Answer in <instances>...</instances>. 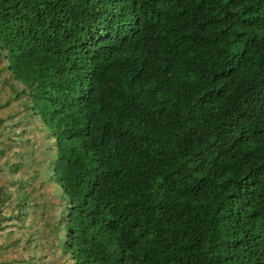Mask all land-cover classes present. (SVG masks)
Segmentation results:
<instances>
[{"label": "trees", "instance_id": "obj_1", "mask_svg": "<svg viewBox=\"0 0 264 264\" xmlns=\"http://www.w3.org/2000/svg\"><path fill=\"white\" fill-rule=\"evenodd\" d=\"M0 56L62 207L14 264H264V0H0Z\"/></svg>", "mask_w": 264, "mask_h": 264}, {"label": "crops", "instance_id": "obj_2", "mask_svg": "<svg viewBox=\"0 0 264 264\" xmlns=\"http://www.w3.org/2000/svg\"><path fill=\"white\" fill-rule=\"evenodd\" d=\"M15 86L16 83L8 75V70L5 66V60L0 56L1 132H6L8 128L11 129L12 124L16 121L13 115H19L17 113L19 106L16 104L19 98L16 97L15 92L13 91ZM19 122H21L22 124L23 120H19ZM7 156H5L4 153L0 154V197H2L1 200L3 201V207L0 213V261L3 264H14L17 260L26 258L30 254H32L33 257L42 260L49 259V256L44 255L43 253L38 251H35L34 253L31 251H26L27 253H23L21 250L20 254L22 255H18L16 254L17 251L15 252L13 251L14 248H11L12 246L17 244H19L21 247L23 242L25 241V239L23 240V236L19 237L16 234V231L21 226V224H24L26 222L28 224V227L31 223L32 226H35L37 225L36 220L39 218H41L43 222L49 217L52 218L54 214V204L49 203V205H47L44 204L45 202H42L40 200V189H37L35 184L33 183L35 182L36 184H38L37 179L33 181L31 180V178H28V175L24 174L26 173L25 170L21 168L15 169V165L17 163L16 160H18V158L16 159L10 157V159H6ZM20 174L21 176L19 177L18 175ZM42 184H44V186L49 185L52 192L53 186L48 180H44ZM23 190L27 191L28 196L24 202H21L20 197ZM33 191L36 193L35 196L31 195V193H34ZM31 197H33L35 200L32 199V203L29 204V200L31 199ZM56 197H58V194ZM50 206L51 209H49ZM45 212H48V214H46ZM32 213L34 214L31 215ZM23 217L26 219L23 220ZM46 223L47 222L45 221L42 224V229L45 231H47ZM29 235L31 236V232H29ZM44 235L40 239H38L39 236H36L35 234L34 237H31L37 238L36 240L40 241L41 239H45ZM46 253L48 252L46 251Z\"/></svg>", "mask_w": 264, "mask_h": 264}, {"label": "rangeland", "instance_id": "obj_3", "mask_svg": "<svg viewBox=\"0 0 264 264\" xmlns=\"http://www.w3.org/2000/svg\"><path fill=\"white\" fill-rule=\"evenodd\" d=\"M35 141H37L36 139H32L31 140V142H30V144L28 145L29 146V148L28 149H30V147H32V145L35 143ZM28 152H30V150H27L26 151V153H28ZM32 167V165L31 164H29V165H27V164H24V165H22L20 168L21 169H23V170H25L26 171V173H24V174H27V173H30L31 172V168ZM33 180V179H32ZM34 181V180H33ZM34 184H35V186H36V188L37 189H40L39 190V198H40V200L42 201V202H45L44 204H47V205H49V203H51V204H54L53 206H54V211H53V213L54 214H56V219H55V217L54 218H51V217H49L47 220H45L48 224H49V226L47 227V230H49V228L51 229V230H53L54 228V226H55V223L59 220V221H62V216H60L61 214H62V207H61V198L60 197H56L57 196V194H56V190H52V192H51V188H50V186L49 185H47V186H44V184H42V185H40L39 183L38 184H36L35 182H33ZM34 192V191H33ZM48 193V194H47ZM47 194V195H46ZM31 195H36V193L34 192V193H31ZM47 196V197H46ZM32 199L33 200H35L33 197H31V199L29 200V204H31L32 203ZM56 202H60V203H56ZM49 209H51V206H50V208ZM34 212V211H33ZM1 213V212H0ZM46 214H48V212H45ZM34 213H32L31 215H33ZM26 218H24L23 217V220H25ZM37 221V225H42L44 222H43V220L41 219V218H39V219H37L36 220ZM25 222V221H24ZM55 222V223H54ZM32 224V223H31ZM29 225V227H28V224L25 222L24 224H21V226L17 229V231H16V234H17V236H23L24 238L25 237H27L28 235H29V232H31V236H33L34 237V234H33V230H34V228L37 226V225H35V226H32V225ZM39 229H42V227L41 228H39ZM51 230H49V231H51ZM48 231V232H49ZM59 231L60 230H58L57 232L59 233ZM53 232H55L56 233V231H52V232H49V233H45V235H44V240L46 241V242H48V241H50L49 240V238H51V237H53L51 234L53 233ZM33 237H31L32 239H31V241H33L34 242V244H35V242L37 241L36 239L37 238H33ZM24 238H23V240H24ZM38 239H40V238H38ZM53 239V238H52ZM51 239V240H52ZM39 242H43V240H40ZM33 244V245H34ZM40 246V245H39ZM11 248H14V250L13 251H17L16 252V254H18V255H22V254H20V251L22 250V252L24 253V252H29V251H31V252H35V251H38V252H40V250H38V248L37 247H32V246H30V247H28V246H21L20 247V245L19 244H17V245H15V246H12ZM22 248V249H21ZM51 248H53V255L54 256H52V258H50L51 260L49 261V264H65V262H64V258L61 256V257H59L58 256V253H59V249L57 248V246H53V247H51ZM46 251H48L47 249H44V253L46 252ZM26 252V253H27Z\"/></svg>", "mask_w": 264, "mask_h": 264}, {"label": "clouds", "instance_id": "obj_4", "mask_svg": "<svg viewBox=\"0 0 264 264\" xmlns=\"http://www.w3.org/2000/svg\"><path fill=\"white\" fill-rule=\"evenodd\" d=\"M0 190H1V187H0ZM2 207H3V201L0 199V212H1V210H2ZM60 232V231H59ZM0 264H3V263H1V261H0Z\"/></svg>", "mask_w": 264, "mask_h": 264}]
</instances>
